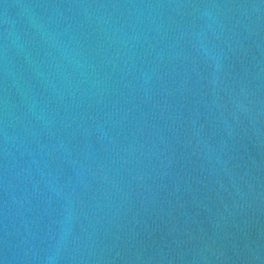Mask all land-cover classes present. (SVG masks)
<instances>
[{
  "label": "water",
  "instance_id": "1",
  "mask_svg": "<svg viewBox=\"0 0 264 264\" xmlns=\"http://www.w3.org/2000/svg\"><path fill=\"white\" fill-rule=\"evenodd\" d=\"M0 264H264V0H0Z\"/></svg>",
  "mask_w": 264,
  "mask_h": 264
}]
</instances>
